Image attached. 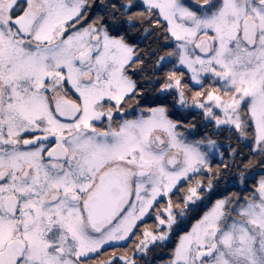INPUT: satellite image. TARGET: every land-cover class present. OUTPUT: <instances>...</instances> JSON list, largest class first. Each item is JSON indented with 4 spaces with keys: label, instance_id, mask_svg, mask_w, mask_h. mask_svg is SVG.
<instances>
[{
    "label": "snow or ice",
    "instance_id": "1",
    "mask_svg": "<svg viewBox=\"0 0 264 264\" xmlns=\"http://www.w3.org/2000/svg\"><path fill=\"white\" fill-rule=\"evenodd\" d=\"M0 264H264V0H0Z\"/></svg>",
    "mask_w": 264,
    "mask_h": 264
}]
</instances>
